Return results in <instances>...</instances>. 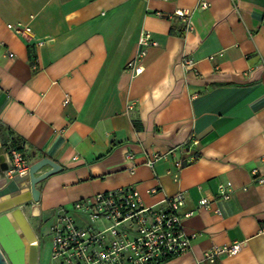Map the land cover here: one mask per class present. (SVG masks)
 Instances as JSON below:
<instances>
[{"label": "crops", "instance_id": "obj_1", "mask_svg": "<svg viewBox=\"0 0 264 264\" xmlns=\"http://www.w3.org/2000/svg\"><path fill=\"white\" fill-rule=\"evenodd\" d=\"M145 31L155 44L134 76L127 64ZM9 137L30 166L60 168L38 186L44 224L95 193L133 187L161 208L182 191L179 212L193 214L183 229L197 237L162 264H196L237 242L216 264H264V0H0V171ZM153 154L166 156L150 167Z\"/></svg>", "mask_w": 264, "mask_h": 264}, {"label": "built area", "instance_id": "obj_2", "mask_svg": "<svg viewBox=\"0 0 264 264\" xmlns=\"http://www.w3.org/2000/svg\"><path fill=\"white\" fill-rule=\"evenodd\" d=\"M200 7L206 9L208 4L203 1ZM175 15L183 18L187 32L192 30L188 13L176 12ZM8 29L20 36L30 33L28 28L22 32L12 25H8ZM154 44L150 32L140 34L138 45L141 51L127 64V69L134 76L142 72L139 59ZM185 65L189 68L193 63L188 60ZM63 103L67 104L68 99ZM192 143L198 144L195 140ZM176 151L171 149L167 154ZM8 154L11 165L5 174L6 178L12 179L29 171L30 163L22 152L10 148ZM165 156L153 154L148 158L147 165L152 167ZM128 159L133 160V157L128 156ZM174 167L172 179L177 183L184 163L177 160ZM252 175L256 176L257 171L253 170ZM256 182L263 184L264 177ZM219 190V198L228 200L232 186L225 183ZM156 192L157 189L153 188L148 193ZM184 203L185 194L178 191L165 197L161 208L146 207L141 202L137 188L121 187L79 199L72 203L71 208H58L46 222L45 236L51 238V264H162L167 259L188 253L197 234H188L183 229V219L193 215L180 214ZM199 207L209 209L210 200L202 199ZM242 245L243 242L213 245L196 264H216L223 256L236 255Z\"/></svg>", "mask_w": 264, "mask_h": 264}, {"label": "water", "instance_id": "obj_3", "mask_svg": "<svg viewBox=\"0 0 264 264\" xmlns=\"http://www.w3.org/2000/svg\"><path fill=\"white\" fill-rule=\"evenodd\" d=\"M48 168L47 171H42ZM60 171L50 159H41L32 164L29 171L12 179L0 171V264H38L36 236L26 220L23 207H31V217L39 205L38 186ZM26 189L27 192H22ZM29 211V210H28Z\"/></svg>", "mask_w": 264, "mask_h": 264}, {"label": "rangeland", "instance_id": "obj_4", "mask_svg": "<svg viewBox=\"0 0 264 264\" xmlns=\"http://www.w3.org/2000/svg\"><path fill=\"white\" fill-rule=\"evenodd\" d=\"M5 148V146H4ZM7 150V149H6ZM24 213L26 218L29 219V222L33 225V227L37 228V235L40 238V264H51L50 257H51V238L49 236H45L43 238L42 233L40 232L38 228V220H32L29 218V207H23Z\"/></svg>", "mask_w": 264, "mask_h": 264}, {"label": "flooded vegetation", "instance_id": "obj_5", "mask_svg": "<svg viewBox=\"0 0 264 264\" xmlns=\"http://www.w3.org/2000/svg\"><path fill=\"white\" fill-rule=\"evenodd\" d=\"M40 216V215H39ZM39 216L37 217V218H32L31 217V213H29V218L30 219H32V220H38V228H39V230H40V232L42 233V231H43V229L46 227V224H44V223H42L41 222V220L39 219ZM26 220H28V223H29V225H30V227H31V229H32V231H33V234H35V236H36V245H37V248H38V258H37V262H38V264H40V262H39V260H40V251H41V248H40V238L38 237V235H37V228H35V227H33V225L29 222V219L28 218H26ZM42 236H43V233H42Z\"/></svg>", "mask_w": 264, "mask_h": 264}, {"label": "trees", "instance_id": "obj_6", "mask_svg": "<svg viewBox=\"0 0 264 264\" xmlns=\"http://www.w3.org/2000/svg\"><path fill=\"white\" fill-rule=\"evenodd\" d=\"M4 146L5 149H7V151H9L11 148L17 150L20 153L22 152L24 154V149L22 148L21 143L13 137L11 138L9 137L8 140H6V144Z\"/></svg>", "mask_w": 264, "mask_h": 264}, {"label": "bare ground", "instance_id": "obj_7", "mask_svg": "<svg viewBox=\"0 0 264 264\" xmlns=\"http://www.w3.org/2000/svg\"><path fill=\"white\" fill-rule=\"evenodd\" d=\"M24 192H27L26 189H23L22 192H21L20 194H22V193H24ZM31 207H32V206H31ZM31 207L29 208V213H31ZM38 212H39V215H40V207L37 206V207L34 209V216H35V217L37 216Z\"/></svg>", "mask_w": 264, "mask_h": 264}]
</instances>
